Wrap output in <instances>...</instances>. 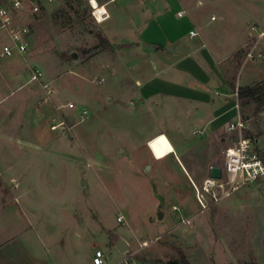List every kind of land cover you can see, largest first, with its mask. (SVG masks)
<instances>
[{
  "label": "crops",
  "instance_id": "crops-1",
  "mask_svg": "<svg viewBox=\"0 0 264 264\" xmlns=\"http://www.w3.org/2000/svg\"><path fill=\"white\" fill-rule=\"evenodd\" d=\"M95 1L108 14V18L98 24L101 38L109 47L98 49L87 58L85 73L87 71L98 79L96 83H103V88L107 89L118 78L116 93L128 102V107L134 108V126L141 129L137 156L145 161L143 170L147 167L150 172L152 167L147 164L151 163L155 177L165 181L167 174L160 164L172 157L192 187H196L195 182L201 178L189 153L201 148L210 137L215 141L217 136V155L221 157L220 121L226 117L233 121L236 117V113L229 114L226 107L225 97L232 87L226 72L231 60L249 41L251 26L257 24L264 28V0H228L225 3L222 0H103L101 4ZM206 4L214 9L229 6L235 10L230 11V15L222 11L218 17L210 15L204 20L196 10ZM240 8L244 10H238ZM190 32L196 36L191 37ZM14 56H17L16 63L0 68V103L14 92H22L10 109L21 106L24 112L18 124H11V110L0 116V264H93L97 249L105 253L107 264H113L123 257L115 249L117 239L127 243L128 252L136 253L135 264H144L141 250L146 247L158 260L154 264L176 261L164 262V257L169 254L165 246L153 237L145 236L151 233L156 239L174 232L175 217L179 218L177 223L184 220L180 214H174L177 211L182 213V209L174 204L171 209H166L165 214H158L167 221L161 233L155 234V230L149 228L137 231L130 225L120 233H114L101 224L94 228L87 223L89 211L94 210L87 209V205L81 203L83 199L72 204L69 202L72 198L61 196L65 203H57L54 205L57 211L45 215L34 203L30 187L18 189L19 184L25 185L33 177L40 181L42 171L35 166L37 159L44 158L45 152L61 151L65 132L50 130V124L58 118H47L38 106L40 98L36 96V91L43 90L42 84L45 83L37 81L30 87L35 81L30 79L32 73L30 75L24 65L20 57L23 55ZM247 63L249 61L243 60L238 64L233 81L235 89L264 82V63L256 70V76L246 70ZM238 73L239 80L236 78ZM79 77L83 76L77 72L74 78ZM97 102L94 99L93 104ZM161 120L167 123L164 128L153 126L154 122ZM129 126L132 132H136L131 124ZM130 130L124 128V131ZM160 134L167 137L173 148L172 154L164 159L154 157L148 147L149 140ZM124 152L125 155L130 153L131 148H125ZM206 162L201 182L209 178V169L217 166L216 156L208 155ZM9 183L16 184L14 191L8 190ZM63 212L70 216V225L64 230L69 233L66 235L69 238L56 235L64 226L56 220ZM75 212L82 213L81 222L74 217ZM119 216L125 224L123 214ZM94 233L104 238L102 244L94 246L88 242L92 241ZM181 253L184 255L183 251ZM146 264H153L152 259L147 258Z\"/></svg>",
  "mask_w": 264,
  "mask_h": 264
},
{
  "label": "rangeland",
  "instance_id": "rangeland-1",
  "mask_svg": "<svg viewBox=\"0 0 264 264\" xmlns=\"http://www.w3.org/2000/svg\"><path fill=\"white\" fill-rule=\"evenodd\" d=\"M102 1L98 0L100 4ZM232 10L235 9L229 6L214 9L206 4L199 7L196 14L206 20L210 15L218 17V13L222 11L230 15ZM21 22L29 23L30 37L28 52L20 57L29 74L38 70L41 74L39 81L48 84L52 90L51 94H47L42 88L36 91V96L40 98L38 106L47 118L52 116L64 121L61 151L43 153L45 157L37 159L35 164L42 171L40 181H35L33 177L25 185L19 184L18 188H31L34 203L40 206L42 213L49 215L57 211L54 205L61 203V196H68L73 199L69 200L70 203L83 199L81 203L87 205V209L94 210L89 211L87 219V223L94 228L101 224L114 233H120L130 225L137 231L149 228L157 234L167 226V221L159 218L158 214H165L166 209H171L174 204L182 209V213L177 211L174 214H180V218L184 219L180 223L176 222L178 217L174 219L176 229L180 225L179 230L175 229L171 234L158 236L156 239L151 233L145 235L165 246L169 254L164 257V262L176 260L177 264H181L178 251H183L189 264H264V177L251 185L230 191L217 204H214V196L220 195V192L216 191L214 194L212 191H202L203 182L200 180L205 176L208 155L216 156L217 166L223 164V154L221 157L217 155V136L215 141L210 137L205 140V144H201V148H195L189 153L201 178L199 182H195L201 193V200L197 198L187 177L172 161V157L160 164L167 174L165 181L155 177L154 165L151 163L147 164L152 167L150 172H147V167L143 170L145 161L137 156L140 151L138 134L141 129L134 126V108L128 107V102H124L125 99H120L116 93L119 89L118 78L107 89L103 88V83H96L98 79L87 71L85 73V62L97 52L101 38V30L92 16L89 0L46 3L37 15L30 16L25 10V18ZM5 42L0 37V48ZM248 48L247 40L244 48L231 60L232 64L226 72L231 86L238 64L245 60ZM16 59L17 56L0 59V68L6 64L12 66ZM263 63L264 61H249L246 70H251L256 76V70ZM77 72L83 77L74 78ZM236 78L239 80V73ZM92 79L94 80L91 82ZM37 83L35 81L29 86L33 87ZM21 93L14 92L0 103V116L11 110L10 105L20 99ZM94 99L98 101L96 104H93ZM225 100L229 114L239 113L243 119L250 121L246 136L260 137L259 146L264 148V126L254 124L259 114L264 112V107L255 112L259 98L239 101L235 89L231 87ZM66 103L74 104V109L67 110L64 107ZM15 107L16 109L11 110V124H18L24 112L21 106ZM83 108L89 112V117L80 121L79 113ZM142 121L145 123V120ZM171 121L172 119L168 122ZM230 122L232 120L229 117L220 121L218 135L223 139L221 150L237 140L236 135L228 131ZM154 123V127L164 128L166 121ZM130 124L137 133L128 128ZM124 128L130 131H124ZM148 147L157 159H164L173 152L169 140L162 134L150 139ZM125 148H131V152L125 155ZM120 150L123 151L122 154ZM261 154L264 158V150ZM13 187H16L15 183L8 184V190L14 191ZM198 201L203 202L202 205ZM119 212L123 214L125 224L116 222ZM75 213L74 217L81 222L82 213ZM57 217L56 220L64 226L63 231L56 235L64 238L69 234L64 230L70 225V216L63 212ZM88 242L98 246L104 242V238L94 233L92 241ZM149 249L146 247L141 250L144 264L147 258H151L153 264L158 261L153 254H149Z\"/></svg>",
  "mask_w": 264,
  "mask_h": 264
},
{
  "label": "built area",
  "instance_id": "built-area-1",
  "mask_svg": "<svg viewBox=\"0 0 264 264\" xmlns=\"http://www.w3.org/2000/svg\"><path fill=\"white\" fill-rule=\"evenodd\" d=\"M59 0H0V37H3L6 42L0 48V59H8L14 55H25L28 52V41L30 37L29 23H22L21 19L25 18V10L30 16L37 15L41 12L46 3H54ZM92 8V16L97 23H100L108 18L107 12L101 6L103 11L100 13V18L95 15L96 9ZM155 1V0H150ZM181 13H178L180 16ZM191 37L196 36V33L190 32ZM249 48L246 52L245 60L247 61H264V28L254 24L249 32ZM41 74L38 70L31 75V81H39ZM43 89L47 94H51L52 90L49 85L42 84ZM236 97L237 94L235 93ZM67 110L74 109V104L66 103L64 106ZM89 113L86 109H81L79 113L80 121L87 119ZM243 119L239 113L235 119L229 123L228 131L236 135V142L226 147L223 154V164L221 168L220 179H205L202 183V191L205 193L220 195L214 196V204L221 201L222 197L228 195L234 189L242 188L251 185L264 177V158L262 157L263 147L259 146L260 137L246 136L247 130L251 123ZM257 126H264V112L259 114L258 119L254 123ZM50 130H64V121L57 119L50 124ZM202 204V202H201ZM116 222L124 224L121 216L116 218ZM145 245V244H144ZM140 250V249H139ZM135 252H126L121 259L113 264H135L133 258ZM93 264H107L105 253L97 249L94 251Z\"/></svg>",
  "mask_w": 264,
  "mask_h": 264
},
{
  "label": "trees",
  "instance_id": "trees-1",
  "mask_svg": "<svg viewBox=\"0 0 264 264\" xmlns=\"http://www.w3.org/2000/svg\"><path fill=\"white\" fill-rule=\"evenodd\" d=\"M100 40V45L96 49H105L109 47V44L107 41L103 40L102 38ZM232 89H235L234 86H232ZM235 93L237 94V99L239 101L247 100L251 98H259V101L257 103V106L255 108V112H259L262 107H264V83H257L253 86H247V87H239L235 89ZM179 255V262L181 264H189L186 260L185 256L181 253V251H178ZM167 264H177V261H169Z\"/></svg>",
  "mask_w": 264,
  "mask_h": 264
},
{
  "label": "water",
  "instance_id": "water-1",
  "mask_svg": "<svg viewBox=\"0 0 264 264\" xmlns=\"http://www.w3.org/2000/svg\"><path fill=\"white\" fill-rule=\"evenodd\" d=\"M209 178L220 179L221 178V168L219 166H213L209 169ZM115 249L120 253L124 254L128 251L129 247L123 239H117L115 244Z\"/></svg>",
  "mask_w": 264,
  "mask_h": 264
},
{
  "label": "bare ground",
  "instance_id": "bare-ground-1",
  "mask_svg": "<svg viewBox=\"0 0 264 264\" xmlns=\"http://www.w3.org/2000/svg\"><path fill=\"white\" fill-rule=\"evenodd\" d=\"M92 4H93V8H95L96 9V12H95V15L98 17V18H100V13L103 11V9L102 8H100L98 5H97V2L95 1V3H93V1L91 2ZM194 190L196 191V194H197V198H199L200 199V197H201V193H200V191L198 190V188L197 187H194ZM201 200V199H200ZM198 202H200V201H198ZM203 203V202H202ZM199 204H201V202L199 203ZM202 205V204H201ZM200 205V206H201ZM203 206H204V204H203ZM202 208V207H201ZM147 246V244L145 245V247Z\"/></svg>",
  "mask_w": 264,
  "mask_h": 264
},
{
  "label": "snow or ice",
  "instance_id": "snow-or-ice-1",
  "mask_svg": "<svg viewBox=\"0 0 264 264\" xmlns=\"http://www.w3.org/2000/svg\"><path fill=\"white\" fill-rule=\"evenodd\" d=\"M93 3H95V0H93Z\"/></svg>",
  "mask_w": 264,
  "mask_h": 264
}]
</instances>
